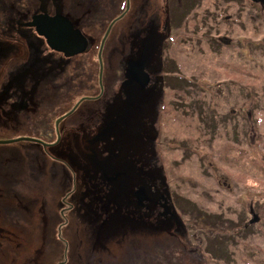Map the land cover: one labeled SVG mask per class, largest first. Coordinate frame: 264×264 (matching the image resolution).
Segmentation results:
<instances>
[{"label": "flooded vegetation", "instance_id": "1", "mask_svg": "<svg viewBox=\"0 0 264 264\" xmlns=\"http://www.w3.org/2000/svg\"><path fill=\"white\" fill-rule=\"evenodd\" d=\"M201 2L74 0L76 18L69 19L74 29L87 38L88 46L82 54L69 55L53 50L48 38L38 33L33 25L39 16L55 17L61 13L64 0H0V136L34 126L47 131L52 138L50 141L0 139V146L26 143L25 148L31 150L23 152L24 156L16 161L0 158V200L5 202L2 208L0 206V261L1 256L9 259L8 264H43L46 261L37 247L30 248L25 254L17 251L26 240V235L16 227L17 210L26 212L41 230L51 224L57 233L60 226L70 222L69 214L76 208H95L104 223L111 216L116 222L127 214L142 224L152 221L147 229L159 231L171 227L174 200L168 186L160 179V173L150 171L149 158L143 163V152L149 149L150 154L157 139L154 117L162 112L157 108V102L165 97L162 89H174L171 79L165 88L166 80L159 75L162 68L176 61L169 52L164 56V48L174 41L177 25L194 17L186 12L179 13L176 8L183 10L185 6L186 10L189 4ZM113 4H125L124 10L119 8L115 12ZM169 4L175 6L173 11ZM146 6L155 8L152 27H149L151 23L148 26L139 24ZM118 12H121L120 18L113 29L116 31L124 25L121 30L127 45L122 41L126 46L125 53L114 64L124 71V77L116 97L113 88L110 92L112 84L109 81L106 80V88L103 85V95L112 94L115 103L108 99L109 104L97 111L101 118L86 119L83 127L80 116L84 115L73 117L74 113L67 119H60L69 111L65 112V109L71 100L66 101L64 93L66 68L73 64L78 78L83 74L86 63L80 58L90 52L102 25L114 16V19L118 18ZM198 20L202 22L204 17ZM104 35L105 32L102 39ZM107 40L102 59L107 58ZM157 54L161 58L159 71L153 65ZM87 79L94 82L92 76ZM53 85L57 90L55 97ZM103 114L107 123L116 126L117 130L108 142L97 143ZM33 117L39 118L37 125H33ZM90 128L96 131L91 134ZM153 241L158 246L161 238L155 237Z\"/></svg>", "mask_w": 264, "mask_h": 264}, {"label": "rangeland", "instance_id": "2", "mask_svg": "<svg viewBox=\"0 0 264 264\" xmlns=\"http://www.w3.org/2000/svg\"><path fill=\"white\" fill-rule=\"evenodd\" d=\"M64 1L65 11L75 19L74 0ZM171 5L173 11L175 6ZM176 9L181 13L185 6L183 10ZM189 14L194 15V19L177 25L173 32L174 41L164 48V56L169 52L176 58V64L172 61V67L165 68L159 75L176 80L190 79L193 83L175 92L167 89L164 100L157 102L162 109L155 125L159 138L149 155L157 156L159 163L152 166H161V177H166L172 193L177 199L187 198L192 205V208L176 209L192 237L194 254L204 252L214 244L217 250L220 248L223 259L204 253L206 264H264V10L259 5L254 7L248 0L235 4L202 0ZM201 17L206 21L200 22ZM106 24L102 25L90 52L80 58L86 63L83 74L78 78L73 64L63 74L64 93L73 86L75 92L69 91L68 95L71 99L76 98L71 102L68 100L67 110L81 97L99 93L97 55ZM121 28L123 30L124 25L111 33L106 45L107 58L104 60L103 57L104 77L113 83L115 93L124 75L114 63L125 53L123 43L127 45ZM217 38L230 39L231 44H222ZM160 60L158 54L153 58L156 71L160 70ZM90 76L94 82L87 79ZM68 80L72 82L69 84ZM108 99L112 100V95L106 94L102 100L85 104L77 110L75 115H84L80 116L82 127L86 119L101 118L97 111L109 104ZM206 113L214 119L220 114V126H214L213 131L202 119ZM38 120L33 117V125H37ZM89 130L91 134L96 131L95 128ZM46 134L47 131L28 126L6 133L0 139L50 141L52 138ZM26 146V143L0 146V158L16 161L24 156L23 152H31ZM251 209L259 218L254 224L249 223L253 218ZM199 213L212 220L204 222ZM137 230L128 226L124 231H127V237L131 234L133 238L127 240L121 264H131L136 255L140 258L139 261L134 259V264H194L192 257L188 260L182 257L179 248L171 249L166 241H160L158 247L144 241V235L138 240L134 236ZM151 236L149 233L148 238ZM103 240L102 236L96 239V249L104 246ZM115 244L116 241H110L107 247L112 249ZM86 248L79 251L76 264H81V259L85 258ZM93 252L82 264H100L98 260L103 254ZM72 259L69 254L66 264L69 261L72 264ZM8 261L1 256L0 264H8ZM104 261L108 263L109 258Z\"/></svg>", "mask_w": 264, "mask_h": 264}, {"label": "trees", "instance_id": "3", "mask_svg": "<svg viewBox=\"0 0 264 264\" xmlns=\"http://www.w3.org/2000/svg\"><path fill=\"white\" fill-rule=\"evenodd\" d=\"M220 3L227 4V0L220 1ZM196 5L197 4H189L188 10L186 9L187 11L184 10V12L189 13L191 10L194 9ZM252 5H254V7L259 5V7L264 8V6H262L261 3H252ZM123 8H124V4H122L121 6V9ZM65 9H66L65 5L62 6L63 13L69 16V14L65 11ZM113 9L114 10L116 9V4H113ZM154 12H155L154 6H152L149 9L146 6L143 18L141 19L139 24L141 25L144 24L145 26H148V23H151L149 27H152L154 23L153 22ZM118 15L119 14L117 13L116 16ZM107 25L108 23L106 24V26ZM181 81H182V85L175 90H182L186 86H188V84L192 85L193 83L192 80L185 78L181 79ZM71 82L72 80H68L69 84ZM53 87H54V91L52 94L53 97H55V95L57 94L56 85H53ZM72 87L73 86L71 87L69 86V88H67V93L65 92V96L68 97L66 99L67 101L71 99L68 95L69 91L75 92L73 90L74 87L73 88ZM218 115L219 116L217 117V119L219 120V122L216 126H220V114L218 113ZM197 116L199 117L198 114ZM208 118L209 117L207 113L203 114L202 119L204 120V122L207 123ZM214 126L215 125H213L212 123L210 124L208 123V127H210V130L212 131ZM116 130H117L116 128L112 130L109 136H107V133H109L110 131L106 133L104 132L100 133L96 139L98 141L97 143L108 142L109 138L116 133ZM165 180L168 185V190L175 203V210H174V214L172 215L173 217L171 219V227L169 228H160L159 231L153 229H147L145 224H142L139 220L136 219L133 220L132 218L127 216V214L126 217H122V219H119L116 222H114L113 216H111L107 219V221H105L106 223H103V225L99 226V223L102 221L104 222V219L100 218L95 208H76L74 211L70 212L69 214L70 222L68 224V227L64 229L63 238L65 239L66 242L69 243L70 255L71 257H73L72 264H76L75 259L76 257H78L79 251L82 248H85V246L87 248L85 249L86 251L84 252L87 255V257L92 251H94L93 254H97V255L103 254V256L100 257L98 260L100 264H111L112 262L115 264H121L120 261L122 260L124 254H126L125 247L127 245V240L132 241L133 238V235L130 234L127 237L126 234L127 231L124 232L128 226L132 227V230L139 229L134 234V236H136L138 240L142 238L143 235L145 238L148 237L149 233H151L152 236L150 238H147L149 242L153 237H159L161 238V241L163 240L166 241L167 245H169L171 249L179 248L178 251H181L182 257L186 258L187 260L192 257L191 262L194 264H196V262L198 261L200 262V264H206L204 260L206 259L205 258L206 256L204 255V253L206 254L209 253L212 257L216 259H223L220 248L219 250H217L216 249L217 246L216 245L214 246V244L212 245V240L210 241L211 242L210 245H212L210 248H205L204 252H202L201 250L200 252H196L195 254L193 253V244L191 241L192 237L189 234V230L186 228L183 220L180 217V214L176 209V208H192V205L190 204V202H188L187 198L177 199L176 196L172 193L166 177ZM4 203L5 202L3 200H0L1 208L2 205H4ZM178 203H181L179 204V207L177 206ZM10 205L13 208H17L16 205L14 204H10ZM199 214H201L202 216L201 220H203L204 222L209 223L212 220L210 216L203 215L202 213ZM15 221H16L17 229L20 232H23L24 235H26L25 242H22V245L18 248L17 251H21L23 254H25L30 248L34 249V247H37L39 248L41 255L45 257L47 260V263H43V264H57L58 261L63 259V255L65 251V242L62 239L59 240L57 236V230L52 229L51 224L50 226L42 227L41 230V228L36 226L35 221L31 219L26 212H22L19 210L16 211ZM146 230H150V231L147 232ZM152 230L157 232L154 233ZM95 233L98 235L97 240H99L101 236L104 237L103 240L104 247H101L100 249L97 250L94 248ZM64 235L66 236L67 239L64 237ZM78 236L80 237V239H78ZM174 239L177 240L175 243L172 242ZM110 241H116V244L112 249L107 247V244ZM139 242L141 243V241ZM42 244L44 245L42 246ZM44 250L47 251L45 252ZM52 251H54V253H52ZM54 256L56 257L54 258ZM87 257L85 256V258L81 259V261L83 262L85 260H89L86 259ZM53 258H54V262L52 260ZM106 258H109L108 263L104 261ZM139 258L140 257L138 255L134 256L131 264L135 263L134 259L136 261H139ZM92 259H94L93 256ZM226 259L227 258H225V261L229 263V261ZM68 264H70V261L68 262Z\"/></svg>", "mask_w": 264, "mask_h": 264}, {"label": "water", "instance_id": "4", "mask_svg": "<svg viewBox=\"0 0 264 264\" xmlns=\"http://www.w3.org/2000/svg\"><path fill=\"white\" fill-rule=\"evenodd\" d=\"M114 23L115 21L110 24L103 38L99 51V60L101 63L100 81L102 80L103 72L101 53L104 43ZM33 25L37 28L38 33L45 35L48 38L49 45L52 49H55L57 51H64L69 55L79 54L86 50L88 42L87 38L83 36L79 30L74 29L73 24L59 13L55 17L39 16L34 19ZM77 106L74 109H76ZM73 111L74 110H72L70 113H72ZM19 140L36 141L31 138H20ZM251 215L253 216V218L249 223H257L259 218L254 214V211L252 209Z\"/></svg>", "mask_w": 264, "mask_h": 264}, {"label": "bare ground", "instance_id": "5", "mask_svg": "<svg viewBox=\"0 0 264 264\" xmlns=\"http://www.w3.org/2000/svg\"><path fill=\"white\" fill-rule=\"evenodd\" d=\"M203 21L205 22L206 20L204 19Z\"/></svg>", "mask_w": 264, "mask_h": 264}]
</instances>
